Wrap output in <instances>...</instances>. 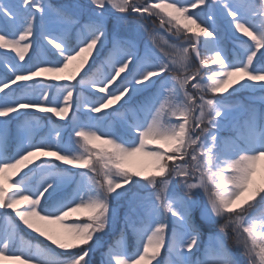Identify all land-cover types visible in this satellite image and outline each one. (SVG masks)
Wrapping results in <instances>:
<instances>
[{
  "label": "snow or ice",
  "instance_id": "6c2138e0",
  "mask_svg": "<svg viewBox=\"0 0 264 264\" xmlns=\"http://www.w3.org/2000/svg\"><path fill=\"white\" fill-rule=\"evenodd\" d=\"M0 50V264H264V0H0Z\"/></svg>",
  "mask_w": 264,
  "mask_h": 264
},
{
  "label": "rangeland",
  "instance_id": "374dc122",
  "mask_svg": "<svg viewBox=\"0 0 264 264\" xmlns=\"http://www.w3.org/2000/svg\"><path fill=\"white\" fill-rule=\"evenodd\" d=\"M56 2H59V0H56ZM149 26H151V22H149ZM226 47L230 50L231 49V41H229L227 44H226ZM2 51L3 50H0V54H2ZM4 70L2 67H0V73H2ZM0 215H3V210H0ZM129 244L131 247H134L135 246V239L133 237H131V235L129 236ZM98 255L96 257V259H98Z\"/></svg>",
  "mask_w": 264,
  "mask_h": 264
}]
</instances>
